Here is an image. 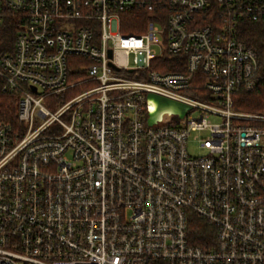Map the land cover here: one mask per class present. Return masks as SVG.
Returning <instances> with one entry per match:
<instances>
[{
    "label": "built area",
    "instance_id": "2783aa9c",
    "mask_svg": "<svg viewBox=\"0 0 264 264\" xmlns=\"http://www.w3.org/2000/svg\"><path fill=\"white\" fill-rule=\"evenodd\" d=\"M10 10L0 264H264V114L234 108L258 71L240 27L264 0H0V22ZM132 11L141 32L121 29ZM165 55L181 70L155 69ZM191 213L209 244L191 242Z\"/></svg>",
    "mask_w": 264,
    "mask_h": 264
},
{
    "label": "trees",
    "instance_id": "16d2710c",
    "mask_svg": "<svg viewBox=\"0 0 264 264\" xmlns=\"http://www.w3.org/2000/svg\"><path fill=\"white\" fill-rule=\"evenodd\" d=\"M0 22V53L11 52L15 37L20 29V15L14 11H6ZM133 11L123 15L122 31L126 33H138L144 30L143 24L146 17H138ZM138 23L142 26L137 25ZM240 39L257 54L258 71L256 75V86L251 91L241 90L237 92L234 99V108L250 112L264 114V20L245 21L241 24ZM178 56L165 55L160 60L166 61L167 65L162 68L156 64L153 67L159 71H179L173 62ZM159 60V61H160ZM195 97H200L195 91L189 90ZM18 97L15 92H4L0 88V122L7 121L17 123ZM189 236L192 243L205 245L215 238V227L196 215L191 213Z\"/></svg>",
    "mask_w": 264,
    "mask_h": 264
},
{
    "label": "water",
    "instance_id": "95a60500",
    "mask_svg": "<svg viewBox=\"0 0 264 264\" xmlns=\"http://www.w3.org/2000/svg\"><path fill=\"white\" fill-rule=\"evenodd\" d=\"M152 97H154L158 103H159V110L162 109H170L171 111L178 113L180 116H183L186 111L190 108V105L170 99L165 96L157 95V94H150ZM158 110V111H159ZM156 116H154L150 123H154L156 121Z\"/></svg>",
    "mask_w": 264,
    "mask_h": 264
},
{
    "label": "rangeland",
    "instance_id": "374dc122",
    "mask_svg": "<svg viewBox=\"0 0 264 264\" xmlns=\"http://www.w3.org/2000/svg\"><path fill=\"white\" fill-rule=\"evenodd\" d=\"M219 119H220V118L212 117V120H213L214 122L219 121ZM189 149H190V152H191L192 154H195V155H198V154H204V153H205V150L199 148L198 144L195 143V142H191V143H190Z\"/></svg>",
    "mask_w": 264,
    "mask_h": 264
}]
</instances>
